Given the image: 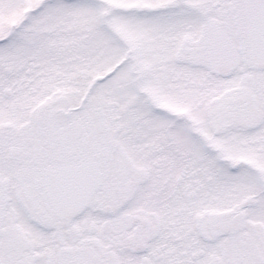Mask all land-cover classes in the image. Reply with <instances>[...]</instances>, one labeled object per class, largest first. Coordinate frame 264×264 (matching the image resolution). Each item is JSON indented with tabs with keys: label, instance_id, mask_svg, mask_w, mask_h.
<instances>
[{
	"label": "snow or ice",
	"instance_id": "6c2138e0",
	"mask_svg": "<svg viewBox=\"0 0 264 264\" xmlns=\"http://www.w3.org/2000/svg\"><path fill=\"white\" fill-rule=\"evenodd\" d=\"M0 264H264V0H0Z\"/></svg>",
	"mask_w": 264,
	"mask_h": 264
}]
</instances>
